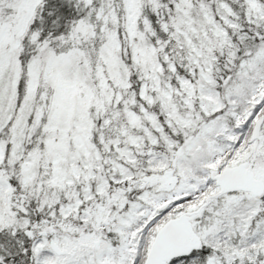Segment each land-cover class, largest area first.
<instances>
[{
    "label": "snow or ice",
    "instance_id": "obj_1",
    "mask_svg": "<svg viewBox=\"0 0 264 264\" xmlns=\"http://www.w3.org/2000/svg\"><path fill=\"white\" fill-rule=\"evenodd\" d=\"M0 264H264V0H0Z\"/></svg>",
    "mask_w": 264,
    "mask_h": 264
}]
</instances>
